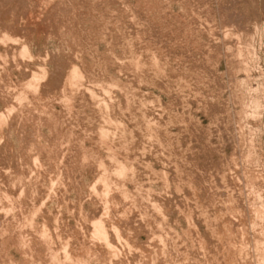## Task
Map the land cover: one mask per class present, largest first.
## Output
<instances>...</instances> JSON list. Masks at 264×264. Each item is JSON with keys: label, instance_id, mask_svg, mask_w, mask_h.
<instances>
[{"label": "rangeland", "instance_id": "374dc122", "mask_svg": "<svg viewBox=\"0 0 264 264\" xmlns=\"http://www.w3.org/2000/svg\"><path fill=\"white\" fill-rule=\"evenodd\" d=\"M0 118V264H264V0H0Z\"/></svg>", "mask_w": 264, "mask_h": 264}, {"label": "bare ground", "instance_id": "6f19581e", "mask_svg": "<svg viewBox=\"0 0 264 264\" xmlns=\"http://www.w3.org/2000/svg\"><path fill=\"white\" fill-rule=\"evenodd\" d=\"M69 78H70V77H69ZM69 78H68V80H69ZM65 83H66V82H65ZM67 83L69 84V82H67ZM71 83H72V82H71ZM69 85H70V84H69ZM64 86H66V85H64ZM71 86H72V85H71ZM68 87H69V86H67V88H68ZM67 98H68V97H67ZM71 99H72V98H71ZM1 118H2V116H1ZM1 118H0V119H1ZM50 161H51V160H50ZM50 161H49V162H50ZM206 175H207V174H206ZM216 175H217V174H216ZM210 176H211V175H210ZM207 178H208V177H207ZM71 179H73V178H71ZM213 179H214V178H213ZM210 181H211V179H210ZM213 189H214V188H213ZM174 191H176V190H174ZM209 195H210V194H209ZM217 195H218V194H217ZM212 197H213V196H212ZM209 202H210V201H209ZM178 204H179V203H178ZM207 206H208V205H207ZM211 206H212V205H211ZM209 210H210V209H209ZM213 212H214V211H213ZM215 215H216V214H215ZM215 215H214V216H215ZM218 215H219V213H218ZM218 215H217V216H218ZM206 218H207V217H206ZM208 219H209V218H208ZM212 219H213V218H212ZM203 220H204V219H203ZM210 221H211V220H210ZM208 223H209V222H208ZM214 223H215V222H214ZM205 226H207V225H205ZM208 226H209V225H208ZM208 226H207L206 228H208ZM96 227H97V226H96ZM210 227H211V225H210ZM96 229L98 230V228H96ZM96 229H95V231H97ZM211 229H212V228H211ZM99 230H100V232H101V228H100ZM206 230H207V229H206ZM95 231H94V232H95ZM210 231H211V230H210ZM97 232H98V231H97ZM95 234H96V233H95ZM97 234H98V233H97ZM100 234H101V233H100ZM80 240H81V239H80ZM85 241H86V240H85ZM85 243H87V242H85ZM85 243H84V244H85ZM85 245H86V244H85ZM91 245H92V243H91ZM83 246H84V245H83ZM88 246H90V245H88ZM162 252H163V251H162ZM155 254H157V253H154V256H155ZM159 254H160V253H159ZM65 256H66V255H65ZM161 256H162V255H161ZM51 258H52V257H51ZM158 259H159V257H158ZM213 260H214V259H213ZM217 262H218V261H217ZM220 262H221V261H220ZM218 263H219V262H218ZM218 263H217V264H218ZM213 264H214V263H213Z\"/></svg>", "mask_w": 264, "mask_h": 264}]
</instances>
